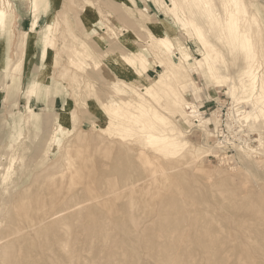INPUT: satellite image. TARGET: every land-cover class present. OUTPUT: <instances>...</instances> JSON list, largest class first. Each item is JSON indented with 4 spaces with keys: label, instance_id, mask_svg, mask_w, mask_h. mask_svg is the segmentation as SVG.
Instances as JSON below:
<instances>
[{
    "label": "rangeland",
    "instance_id": "rangeland-1",
    "mask_svg": "<svg viewBox=\"0 0 264 264\" xmlns=\"http://www.w3.org/2000/svg\"><path fill=\"white\" fill-rule=\"evenodd\" d=\"M121 1L137 24L118 22L127 13L114 1L44 0L37 32L28 37L19 24L22 17L35 19L32 4L12 0L11 23L0 28V264L12 257L10 264H264V119L245 120L249 114L241 113V107L251 109L254 96L239 103L230 87L239 84L246 65L242 52L221 41L220 28L206 33L220 51L223 69L213 80L191 69L189 84L180 87L169 49L160 37L148 38L153 18L166 21L168 33L188 46L193 59L203 54L194 37L164 14L172 0L151 8ZM177 1V6L185 4ZM213 1L220 19L226 0ZM236 1V8L244 7L238 11L242 21L257 17L249 33L254 59L262 62L261 75L264 0ZM195 12L203 22V13ZM51 15V31L42 30ZM6 29L10 40H5ZM122 53L135 69L149 66L142 69L149 80L154 78L157 98L147 90L139 92L156 110L166 115L179 97L195 106L186 109V116L198 110L188 116L189 123L178 118L188 142L178 153H156L157 144L147 143L138 126L129 133L112 130L111 137L104 130L105 118L97 114L100 104L117 97L99 76L123 81L125 92L140 81L138 73L127 77L108 65L111 56ZM100 62L107 68L103 74L92 67ZM42 71L44 77H39ZM59 116H64L60 124ZM147 155L157 161L155 173ZM37 244L39 248H31Z\"/></svg>",
    "mask_w": 264,
    "mask_h": 264
},
{
    "label": "bare ground",
    "instance_id": "bare-ground-1",
    "mask_svg": "<svg viewBox=\"0 0 264 264\" xmlns=\"http://www.w3.org/2000/svg\"><path fill=\"white\" fill-rule=\"evenodd\" d=\"M27 1L32 4V9H33L36 17H35V19L33 21L31 29L23 31L22 34H23V36L25 35V36L30 37V35L34 34L35 30H36L35 32H37V25H38L37 12L41 8L40 6H42V3L44 2V0H27ZM98 1H102L104 3H107V2L110 3L112 0H98ZM154 2L156 4H161L162 1L161 0H154ZM183 2L185 3L184 5L177 6L178 1L177 0H172V2L170 4L167 3L169 10H163V12L166 15V17H172L173 19H175V21L177 23H179L181 28L183 30H185V33L186 32L190 33L194 37V39L199 43V49L201 51H203V54L201 55V57H195L193 59V57L191 56V53H190L189 48H188L187 45H184V44H182L181 42H178V41L177 42L174 41V39L171 37V35L168 33V30H167V27L169 28L171 26L166 21L158 22V21L154 20V18H153V21H152L151 25L154 27V29H153V31H151V32L149 31L148 32V38L149 39L160 37V39H162V42L165 43L166 50L169 49L170 54H171L170 55L171 65L176 69L175 80L177 82H180L178 86L184 88V87H186L189 84L188 83V81H190L189 71L191 69L201 70L202 75L205 78H207V79L209 78V80L212 79V77L216 78V76L219 75V74L217 75V72L221 71L220 68L223 69V67L219 66L222 63L219 64L218 57L220 58L222 56H221L220 51L218 50V48H216L215 44L212 43V40L207 38L206 33L210 34V32H214V31L216 32L217 29L220 28L221 29L220 30L221 33H220L219 36L218 35L217 36L221 39V41H222V38L225 39V41H227V44L230 46V48H231V50L233 52H238V51L242 52L241 54L244 56V60L246 61V65L243 68V70L240 71V69H239V71L241 72V76H240L239 81H238L239 84L238 85L236 84V82H237L236 80H235L236 82H234L232 80L235 84H233V85L231 84V86H230L231 87V92H232L231 94L234 97L238 96L236 98H238L239 101H241L239 103H242V102L244 103V100H242L244 98H247V99L249 98L250 99L251 97L254 96V100L252 101L250 99L252 102L249 101V102H251V109H249V110L243 109L245 105H242V107L239 106V107L242 108V111H240V112L241 113L245 112V113L249 114V115H247V114L244 115L246 117L245 120H247V116H252L253 120H256L258 118L264 119V72H262L261 75H260V73H257L258 67L259 68L262 67V64H261L262 62L260 63L259 62L260 60L259 61L257 60L258 62H256V60L254 59L256 57V56L254 57V51H255L253 49L254 42H252V39H251V36H250V33H249L250 25H251V23L253 21H257V17L256 16H251V18H249V19L245 18L242 21L241 15L238 13V11L240 12V10L243 9L244 7H243V5H241L240 8H236V4H237L236 0H226L224 2V5H222V7L224 6L223 7L224 9H223V12H222V16L220 17V19L222 18L221 20L219 19V15L217 14V12L213 8V5H214V1L213 0H183ZM195 9H197L201 13H203V15H202L203 16V20H204L203 22H200V19L195 16V15H197V12H195ZM215 9H217V8H215ZM188 10H189V12H188ZM14 11H15V8L13 6L12 0H0V28L1 27H6V25L7 26L10 25V23H11L10 21L12 20ZM221 11H222V9H221ZM220 14H221V12H220ZM54 20H55V18L51 15L49 17L48 22L43 26L42 30H44V28H46L47 31H51L50 29H51V26L54 23ZM47 51H48V49H47ZM228 53H229V51H228ZM235 54H233V55H235ZM173 55H175V56L177 55V60L172 57ZM222 59H224V58H222ZM253 59L255 60V62L257 64L260 63V66L259 65L256 66L254 64V60ZM128 60H131V58L127 54L122 53L119 56H111L109 58V60H108V65H110V67L112 69L116 70L119 73H120V71L123 72V74H125L127 77H130V76H133V75H137V73H138V79L140 81L137 80L138 82L135 81L136 83H131V87L129 88V92H127V91L125 92L124 89H126V86L125 85H123V86L121 85V84H125L123 81L122 82L120 81L121 82V84H120L119 81H117V80H115L113 78L109 79V78H106L103 75L99 76L100 78L103 77L102 80L106 84L107 87L112 88V91L114 92L113 96L117 97V98H115V100L113 99L112 101H103L100 104L99 112L97 114L103 115V117L105 118V120H104L105 123H104V127H103L104 130L107 133H109L110 134L109 137H111L114 134L113 131L114 132H119V133H122V132H125V133L128 132L129 133L130 131L135 129L136 126H138L141 130L146 132L145 139L147 140V143L157 144V146H156L157 149L155 151L156 153L162 155L163 157H165L166 155H168L170 153H172V154L178 153L188 143L184 139L185 134H184L183 128L181 129L177 125L178 124L177 123L178 118L181 117V118L184 119L185 123H189V120H188L189 117L188 116H191V115L193 116V114L197 115L198 114V110L197 109H193V110H191V112H193V114L191 113V114L186 116V113H187L186 109L187 108H191V107H195V106L191 105V103L189 101H187L185 98H181V97H179V100H177V101H175L173 103V108L169 109V112L166 113V115L161 113L160 111L156 110L154 108V106L151 104V102H149L144 97V95H142L139 92V90H141V89L147 90L152 98H157L155 96L156 92L154 90H152V85H153V79L154 78L149 80V78H147V76L145 75V73L147 71H144L142 69L143 66H144L143 67L144 69H148L149 66H147L146 64H143V66H141V69H139V68L135 69L134 67H132L129 64ZM263 61H264V59H263ZM224 65H225V61H224ZM239 66H240V64H239ZM92 67L96 71H98L99 74H103L102 72H104V71L107 72L106 71L107 68L104 65V63H102V62L96 63V64H92ZM241 67H242V65H241ZM41 74H45V71H42L39 74V77H44V75H41ZM227 74H226V76H228ZM221 75H223V74H221ZM237 76H239V74ZM157 77H158V75H157ZM104 78H106V80H104ZM220 79H223V78H220ZM10 80H11V82L13 81L12 77L10 78ZM227 80H229V78H227ZM9 86H10V81L8 82V84H6V88L9 87ZM34 87H35L34 93H36V90L38 89V87H40V83H38V81L35 82ZM237 91H239V92L236 93ZM234 97H233V99H234ZM241 117H242V115H241ZM238 119H239V117H238ZM61 121H64V116H61V117L59 116L57 118V123L60 124ZM247 122H245V123L247 124ZM54 124H56V122H54ZM252 126H254V124ZM53 130H57V128L53 127ZM137 140H138V142L139 141L142 142L141 138H138ZM261 142H263V141L261 140ZM199 150L200 149H197L196 152H198ZM141 152H143V151H141ZM141 155H142V153L140 154V157H141ZM149 156L147 155V157H146L147 158L146 159L147 160L146 163L153 165V168L152 167L151 168H152V171L155 173L157 171V170H155L157 168L156 165H158V164H156L157 161L155 162L152 159L153 157L151 158V156L150 157ZM143 160H145V158ZM159 164H161V163H159ZM171 169H173V168H171ZM159 170L161 171V169H159ZM164 171L165 170L162 171V175H167L168 172H164ZM142 172H143V169H142ZM151 177H153V175ZM22 201L25 202L26 199H24V200L22 199L21 202ZM18 205H20V203ZM18 205H16V208H19ZM25 205H28V204H25ZM80 207H83V206L81 205ZM39 208H40V205H39ZM185 208H187V207H185ZM42 209H44V208H42ZM26 211L27 210H25V212ZM28 211H30V210H28ZM71 211H72V208H71ZM187 213H188V211H187ZM31 214H30V216H31ZM16 215H18V213H16ZM74 215H75V213H74ZM16 217H15V219H16ZM35 217H37V216L35 215ZM33 218L34 217H32V218H30V217L28 218L27 217V220H29V219L31 220ZM69 218H70V216H69ZM30 220L28 222H30ZM34 220H35V218H34ZM33 221L31 220V222H33ZM42 221H44V220H42ZM68 222H70V221H68ZM71 222H73V221L71 220ZM36 223H38V221ZM18 224H20V223H18ZM76 225L77 224H75V226ZM38 226H40V224ZM71 226L72 225H70L69 227H71ZM19 227L20 226H18V229H20ZM24 228H26V227H24ZM27 229L28 228H26V230ZM31 229L33 230L34 228H31ZM24 230H23V232L20 231V233H24L25 232ZM75 230H76V228H75ZM72 232H73V230H72ZM76 233H78V232H76ZM76 233H75V236L77 235ZM78 234H80V233H78ZM37 239H38V237H37ZM39 239H40V236H39ZM56 241H57V239H56ZM30 243H32V242H30ZM28 245H30V244H28ZM38 245L39 244L34 245V247L32 246L31 248L35 249L36 246H37V248H39ZM68 245H70V244H67V246H65L67 250H68ZM30 246H27L28 249H26V250L30 251L29 250ZM58 246L55 247V248H60ZM46 247L50 248V246H47V244H46ZM173 248H171V249H173ZM6 249L8 250V253H9V247L6 248ZM40 249L42 250L43 248L41 247ZM171 249H170V251H171ZM7 250H5V251H7ZM131 250L133 251L135 249H131ZM0 251H2V250H0ZM28 251H27V253H29ZM34 251L31 250V252H30V253H32L31 255H33ZM54 251H55V249H54ZM11 252H12V250H11ZM41 252H39V253H41ZM139 252H138V254H140ZM42 253H41V255H42ZM51 253L52 252H50V254ZM6 254H5V256H6ZM57 254L59 255V254H62V253L57 252L55 255L57 256ZM36 255H37V253H36ZM36 255H33L32 257H34V256L36 257ZM43 255H45V254H43ZM53 255H54V252H53ZM170 255H172V251L170 252ZM59 256H61V255H59ZM59 256H58V258H59ZM180 257H179V259H180ZM182 257H183V255H182ZM5 258L7 259V257H5ZM58 258H56V259H58ZM21 259L24 260V256ZM190 259H191V257H190ZM8 260L9 261L7 262V264L11 260H13V257L11 259H8ZM25 261H24V263H25ZM31 261L32 260L30 259L29 262H31ZM37 261L38 260H36V263L34 261V263L38 264ZM243 261H246V260H243ZM1 262H2V260H1ZM216 263H217V261H216ZM218 263H219V261H218ZM220 263L222 264V262H220ZM245 263L246 262H244V264ZM11 264H12V262H11ZM26 264H28V263H26ZM39 264H41V263L39 262ZM47 264H49V263H47ZM238 264H239V262H238Z\"/></svg>",
    "mask_w": 264,
    "mask_h": 264
},
{
    "label": "crops",
    "instance_id": "crops-1",
    "mask_svg": "<svg viewBox=\"0 0 264 264\" xmlns=\"http://www.w3.org/2000/svg\"><path fill=\"white\" fill-rule=\"evenodd\" d=\"M112 1L116 2L117 5H118L120 8L124 9L125 12L127 13V14L124 16V19H122V18H116V20H117L118 22H120L121 24H124V25H130V26H131V23H135V24H137V22H136V18H133V17L130 15V13L127 12L126 7L124 6L125 4H124L121 0H112ZM133 1H134L135 6H136L137 4H138V6H139L141 3H143V4H147L148 7L151 8L152 5H155V2H154L153 0H146V1H147L146 3H145V1H143V0H141L142 2H140V0H133ZM153 3H154V4H153ZM134 4H133V6H134ZM136 7H137V6H136ZM155 7H156V6H155ZM26 20H28V21H26ZM38 20H39V18H38ZM33 21H34V20H33ZM33 21H32V22L30 21L29 16L22 17V19H21V21H20V24H19V27L21 28V30H24V31H25V30H30L31 27H32ZM97 21H98V20H97ZM97 21H95V22L93 23V25H92V29H93V28L95 29V26H96V24H97ZM133 27H135V26H133ZM133 27H132V28H133ZM2 34H3V33H2ZM4 34H5V40H7L6 36L8 37V40H10V37H9V36H11V31L6 29V30L4 31Z\"/></svg>",
    "mask_w": 264,
    "mask_h": 264
}]
</instances>
